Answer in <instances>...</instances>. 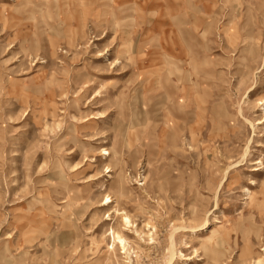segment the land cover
Listing matches in <instances>:
<instances>
[{
	"label": "rangeland",
	"instance_id": "rangeland-1",
	"mask_svg": "<svg viewBox=\"0 0 264 264\" xmlns=\"http://www.w3.org/2000/svg\"><path fill=\"white\" fill-rule=\"evenodd\" d=\"M259 100L264 0H0V264H264Z\"/></svg>",
	"mask_w": 264,
	"mask_h": 264
},
{
	"label": "bare ground",
	"instance_id": "bare-ground-1",
	"mask_svg": "<svg viewBox=\"0 0 264 264\" xmlns=\"http://www.w3.org/2000/svg\"><path fill=\"white\" fill-rule=\"evenodd\" d=\"M264 105V102L263 101H261V100H259L258 101V103H257V106H259V107H262ZM261 111L263 112V110H262V108H261ZM244 120V119H243ZM263 122V121H262ZM262 122H258L256 125H260ZM249 124H251L250 122H249ZM252 125V124H251ZM253 127V126H252ZM191 135V134H190ZM109 153L108 152H103V154L102 155H108ZM243 161V160H242ZM260 162H257V163H255V164H259ZM238 164H239V162H238ZM261 169H263L262 167H259V168H255V169H253V172H258L259 170H261ZM110 171V170H109ZM264 189V188H263ZM251 199V201L252 200H258L255 196H253V195H251L250 194V197H249V200ZM263 200V199H262ZM110 201H108L107 203H109ZM257 203H259L260 205H261V203L262 202H260V200H258L257 201ZM106 204V203H105ZM263 205H264V202H263ZM262 205V206H263ZM264 208V207H263ZM124 223L126 224V223H128L129 224V220H128V218L127 217H125L124 218ZM111 235H112V237H113V240L114 239H117L118 240V242H119V244L122 246V250H124L125 249V245L123 244V240H122V238L118 235V234H116L113 230H111ZM115 236V237H114ZM111 250H113V245H112V248H111ZM171 253V255H170V258H169V260H172V258L174 257V253H173V251L172 252H170ZM170 262V261H169Z\"/></svg>",
	"mask_w": 264,
	"mask_h": 264
}]
</instances>
